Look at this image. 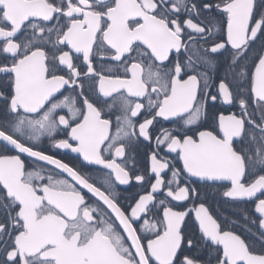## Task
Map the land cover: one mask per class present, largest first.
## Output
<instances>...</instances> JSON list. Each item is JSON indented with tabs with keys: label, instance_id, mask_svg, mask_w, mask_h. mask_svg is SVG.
<instances>
[{
	"label": "flooded vegetation",
	"instance_id": "obj_1",
	"mask_svg": "<svg viewBox=\"0 0 264 264\" xmlns=\"http://www.w3.org/2000/svg\"><path fill=\"white\" fill-rule=\"evenodd\" d=\"M233 1L0 0V132L103 194L138 248L108 206L0 143V264H158L149 249L161 264H236L204 241L191 212L203 246L182 228L170 263L174 240L157 241L164 210L194 209L212 192L252 205L253 240L219 228L264 257V100L252 92L263 23L253 9L246 40L229 41L222 8ZM202 140L208 171L230 179L242 163L240 186L261 192L228 199L232 184L190 178L184 164ZM141 198L151 203L132 215Z\"/></svg>",
	"mask_w": 264,
	"mask_h": 264
},
{
	"label": "water",
	"instance_id": "obj_2",
	"mask_svg": "<svg viewBox=\"0 0 264 264\" xmlns=\"http://www.w3.org/2000/svg\"><path fill=\"white\" fill-rule=\"evenodd\" d=\"M223 11L228 15V27H227V37L228 40H233L234 37H239V42L246 40V35L248 31V26L250 24V19L253 14L254 9V0H234L230 4L224 6ZM261 22H257L253 27L250 39H255L259 30H260ZM9 73L16 75V70L11 69ZM252 92L255 97L264 100V49L262 52V56L257 62L252 79ZM18 91L16 90V97L14 101L17 103ZM55 94H50L47 97H52ZM46 99L36 106V108L29 110L22 109L25 112L32 113L40 107L43 103L46 102ZM13 101V103H14ZM15 103V104H16ZM0 143H3L13 149L14 151L24 154L27 157L39 161L53 169L57 170L58 172L62 173L66 176L69 180L73 183L78 185L79 187L84 188L88 193L92 196L100 200L103 204L108 206L111 210L112 214L116 217L118 223L120 224L122 230L128 236L129 241L132 243L134 249L137 248V239L134 233V230L130 223L124 220L122 213L116 208L112 207L108 204V199L97 191L92 186L88 185L85 181H83L74 171H72L67 166L59 163L54 159L47 158L35 152H31L18 143L10 139L7 135L0 132ZM205 141L202 140L201 143L196 147V154L193 155L190 159H188L185 167V173L189 175L190 178L197 182H211V183H222L228 182L232 184V188L226 194L228 199H253L256 197L261 190H259V182L254 183L246 188L240 186V181L244 175V167L241 163L238 170L232 174L233 178H226V175L220 172H210L208 171V156L205 150ZM71 154L78 155L77 152H71ZM7 160H0L1 164L7 163ZM210 176H213L217 179H211ZM21 177V176H20ZM6 191L11 194L15 193L16 191L6 189ZM151 203V201L146 202V198H141L138 203L133 207L131 214L140 216L142 215L146 207ZM191 212L194 224L198 228L199 234L204 239L206 243L211 244L212 246L219 247L222 251V261H228V258H235L234 263L236 264H264V257L251 255L248 252L246 245L236 236L231 233H221L220 228L216 220L210 214L208 209L204 205H199L194 209L187 210L185 212H175L172 210H164L162 212L163 222L165 226V233L164 235L158 239L157 241L172 239L174 243L172 244H165L166 247L171 248L169 253V262L172 263L176 254L180 250L181 243H182V235L181 231L183 228V224ZM261 229L264 231V223L261 224ZM164 244H160L163 246ZM156 246V245H154ZM153 248V247H151ZM138 250V248H137ZM140 252V251H139ZM149 255L153 262L161 264L155 259V251L153 249H149ZM141 264H146V261L143 257L140 260ZM229 262V261H228ZM129 264V263H128Z\"/></svg>",
	"mask_w": 264,
	"mask_h": 264
},
{
	"label": "trees",
	"instance_id": "obj_3",
	"mask_svg": "<svg viewBox=\"0 0 264 264\" xmlns=\"http://www.w3.org/2000/svg\"><path fill=\"white\" fill-rule=\"evenodd\" d=\"M254 18L262 21L263 28L260 38L254 43L258 54L253 64L260 57L264 46V0H255ZM201 203L208 208L221 230L241 235L245 240L246 238L254 239L258 227L252 205L242 201H226L220 193L216 192H212L211 194L206 193L201 198ZM183 232L185 233V237L189 239L195 238L196 246L204 245L200 240L192 219L186 220ZM184 247H187V242L184 243Z\"/></svg>",
	"mask_w": 264,
	"mask_h": 264
}]
</instances>
